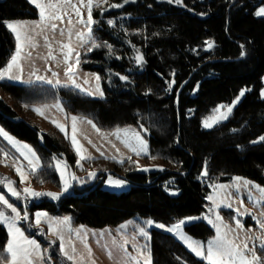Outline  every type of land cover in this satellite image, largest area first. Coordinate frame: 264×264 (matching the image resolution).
Here are the masks:
<instances>
[{
    "label": "trees",
    "instance_id": "1",
    "mask_svg": "<svg viewBox=\"0 0 264 264\" xmlns=\"http://www.w3.org/2000/svg\"><path fill=\"white\" fill-rule=\"evenodd\" d=\"M112 4L122 6L113 8ZM263 4L264 0H181L179 4L107 0L94 9L92 30L96 43L106 42L111 52L101 46L82 55V68L101 78L103 98L71 86L1 80L0 93L12 103L0 94V126L38 153L42 168L32 175L36 185L59 184L55 162L65 158L74 167L77 160L57 127L54 133L44 132L26 119L35 105L58 101L66 113L91 120L99 130L137 128L148 142L145 158L171 166L143 173L131 159L123 163L94 159L100 166L101 162L109 166L93 184L75 186L56 200L44 198L33 208L70 216L74 225L96 228L117 226L134 217L169 225L206 210L209 181L242 176L264 185V141H260L264 136V17L255 16ZM38 17L37 7L29 0H0V70L16 49L6 23ZM209 41L212 48H208ZM133 46L142 52L141 65L135 62ZM242 89H246L245 96L230 118L204 129V117L219 104L231 102ZM4 153L16 157L0 135V157ZM107 169L129 181L126 192L101 187ZM205 170L207 175H203ZM185 229L203 240L214 235L204 221ZM7 240L8 233L0 224V255H7L2 252ZM150 250L152 264H205L160 228L151 229ZM53 258L58 259L56 253Z\"/></svg>",
    "mask_w": 264,
    "mask_h": 264
},
{
    "label": "rangeland",
    "instance_id": "2",
    "mask_svg": "<svg viewBox=\"0 0 264 264\" xmlns=\"http://www.w3.org/2000/svg\"><path fill=\"white\" fill-rule=\"evenodd\" d=\"M128 1H135V0H128ZM160 1H163V0H160ZM37 2L48 3L49 0H37ZM51 2H54V3L61 2L62 3V0H51ZM96 2L97 0H94V6L92 8V16H93L94 9L97 8L95 6ZM72 3L76 4L77 6H80V0H72ZM103 3H105L104 0H99L100 6ZM33 5L35 6V4ZM261 6H264V4ZM259 7L256 9V11L259 9ZM39 11L40 10L38 9V12ZM63 11L68 12V15L63 17V21H59V20L45 21V24H48V23L57 24L58 29L55 33H53L51 30H46L43 32V34H38L41 32V29L35 28L32 22L39 21L40 17L32 21H24V22L23 21L22 22L21 21H9L6 23V24L8 23L17 24L18 26H17L16 31L21 34V37L22 38L25 36L31 37V43H35L37 47L32 48L31 44L28 41H24L22 39L21 43L23 44V51L21 52V58L19 60V63L23 68V72L18 73L15 66L12 69V74H19L21 76V79L20 80H8L5 78L3 80H8V81L15 82V83H32V82L46 83L44 82V80H38L37 77L39 76V77H44L46 80H52L53 84L51 85H55L56 80L59 79L60 81L59 85L71 86L72 82L68 79L67 76H65L66 65L63 63V56L61 55V51L59 47L60 42L68 43V32L70 30L72 32L71 45L74 51L72 53V58L69 59L68 63L73 65V72H74L73 79L75 80L76 84H79L80 87L85 90L83 91L84 93L87 94L88 92H92L93 94L90 96L94 98H103L104 91L102 87L101 78L98 81L96 80V77L99 75L95 72L88 71L82 68V62H83L82 55L84 53L90 52L88 48L91 44V41H88L87 43H84L81 46V42L77 39L75 35L77 31H82V32L87 33V28H86L87 9L85 7L80 6V12H81L80 17H77L75 14V11L71 8H68L67 6L64 7ZM255 16L257 15L255 14ZM257 17H264V16H257ZM69 19L72 20L71 26H69L67 23ZM80 19H82L85 23H79L78 20ZM91 27L93 28V24ZM60 29L64 30L63 36H61L59 33ZM9 30L10 32H12L14 36V39L16 42V48H17L16 32H14L11 29ZM45 36L48 37V43L51 45L52 55L56 57L55 60L49 58L48 56L49 49L45 45ZM92 36H93V39L95 40V37L93 35V30H92ZM64 51L67 52V49H65ZM133 51H134L135 62L137 63L136 57L142 56V52L136 46H133ZM29 52L32 53L30 57L28 56ZM76 53H79V63L78 64L75 61ZM15 54H16V49L13 55ZM10 62L11 60L9 61V63ZM6 67L7 66L2 68L1 70H4ZM53 72L57 73L58 75L53 76ZM262 82H263V88L261 89V96L262 98H264V95H262V92H264V75L262 77ZM97 86H99V88L103 92V96H100L99 93L96 92ZM242 90L244 91V96H245L246 89H242ZM0 94L4 97L5 101L12 103L5 93L1 92ZM238 96H236L231 102L222 103L219 105H225V106L232 105L233 101L236 100ZM243 97H240L239 102L236 103L234 107H232V111L231 113L227 115V119H222L218 123H214L212 127L205 128L203 126V121L207 119L209 116H212L215 114L214 110L219 105L216 106L209 114H207L204 117V119L201 122L202 127L204 129H211L214 126L227 121L230 118V116L233 114L234 109L241 102ZM56 104H59L61 108H63V111H60L58 108H56L55 107ZM36 108L41 109V111L43 112V115H39L37 114V112L32 110V114L29 115V118L27 117L26 119L32 124L39 126L42 131L49 132V133H54L53 129H55L56 123H59L60 125H62L65 128V131H63V136L66 138V140H69L70 145L77 157V160H76V163L74 164V167H75L74 169V167L70 166L64 161L65 158L58 159V161L62 162L60 165V171L57 170L56 162H55V167L59 175V184L50 185L51 184L50 183V184L36 185L32 181L33 172L29 168L28 160H26L25 157L21 155V152L28 154L27 149L21 148L20 151H18L16 147L10 144L1 135L2 138L15 151L16 157H11L8 154L7 156L3 155L2 157H0V178L6 177L8 180H11L13 182L12 187L17 192L20 193V198L17 199L16 196H13L11 192H9L8 187L6 186L5 183H0V195H3L5 199L9 201V203L16 206L18 211L21 212V215H24L25 212L28 214L29 220L19 221L17 224V227H20L21 230L24 231V234L26 237H28L29 239L36 240L37 243L41 245V251L44 255V260L42 261L34 257L35 264H73V261L67 260L66 257H64L63 253L60 252L59 246H60L61 241L59 239V236L61 235L63 236L65 249L70 254H72L71 250L73 246L76 249V252L74 254L76 257L75 264H92L93 260L95 261V264H136V260L139 261V264H145V256L147 255L149 251L151 240L149 241L145 237L141 236L139 234V228L143 227L145 231H147L151 236V229L156 228V227L154 225L148 226L145 223L149 219L143 220L142 218L134 217V218H131L127 221L120 223L117 226H106L103 228L90 227L87 225H74L72 223L70 216H66V215L58 216V215L50 214L46 210L34 209L33 205L40 203L42 199L44 198H48L49 200H53V199L48 196H40V197L29 196L27 193L24 192V189L30 188L36 192H53V193L60 194L59 198H61L64 194L73 192V188L75 186L82 187L87 184H93L97 180L99 173L102 171V169L109 166L108 164L106 165L105 162H101V166L99 165V163H94L93 160L98 159V158H104V159L107 158V159H112L118 162L121 159L123 161L129 160L128 158L130 157L131 160H133V162L135 163L136 169L143 173H148V172L157 171L161 169L164 170L165 167L167 166L171 167L169 166L170 164L169 163L166 164L156 159L154 160L146 159L145 157L147 155H144V154L137 156L134 152L130 151L129 148H127L121 142V140H118L115 135H112V133H114L115 130L104 131V130L98 129L99 131H97L96 127L93 128L92 126L93 123L91 124L88 123L89 121L88 119L66 113L61 101H58L52 104L35 105L33 109H36ZM221 111L224 112L225 109H221ZM20 115L23 118H25L26 116L25 114H22V113H20ZM73 116L77 118L75 133H73V129H72V117ZM53 121H55V123H53ZM0 128H3V127L0 126ZM125 128L131 129L135 132H139L141 137L147 142L143 133L140 132L137 128L133 126H129ZM57 129L59 128L57 127ZM4 131H6L14 140H16L19 145L26 144L30 148H32V150L36 153V156L39 158L38 153L36 152V150L30 143L24 140H21L20 138L13 135L6 129H4ZM130 137H131V132H129L128 134V138ZM73 138H75L76 140L77 147H80V154L91 157L90 159L82 160L80 158V155H77V148L73 146V142H72ZM121 138L122 139L125 138L123 133H121ZM130 142L132 144L136 143L134 140H130ZM147 145H148V142H147ZM101 153H103V155H101ZM148 154H149V146H148ZM28 155L31 158L30 154ZM113 157H115V159H113ZM78 162H79V165H81L82 167L78 166ZM14 163L16 166L21 167L22 171L24 172L26 176V179L23 183L21 182L20 176L16 173L15 167L13 166ZM64 164L67 165L66 168L64 167ZM137 164H139L141 168H148L149 171L145 172V171L139 170V168L137 167ZM40 168H42V163L39 158L38 163H37V168L34 173H36ZM112 171L113 170L111 169H107L103 171V175L101 177L103 179L101 187L111 192H116V193L126 192L130 187L129 181L125 180L122 174L116 173L114 171L112 172ZM61 172H63V179L61 177ZM90 172L96 173L95 178L89 177L88 174ZM73 175H75L77 179L75 180L71 179ZM109 177H111L112 179H119V180L125 181V185L122 188L114 187L113 185L108 183ZM236 177L241 178V183L238 184L235 181L234 178ZM243 180L249 181L250 184L247 187L243 186L242 184ZM65 182L70 184V187L68 188L67 192L63 191ZM209 184H210L209 185L210 191L208 192L207 197L211 195L215 198V200L218 203H220L221 201H226L227 203H231L232 207L228 208L224 206V203H220L219 208H215L214 211L210 212L209 209H213L214 205L212 204L211 201L207 199L208 205L206 207V210L202 214L194 215V216H187L183 220H186L189 217H202V216L207 215L210 219L215 221V215L217 212L223 217L224 223L229 225L232 228H235L236 220H239L241 224H243L244 228L243 230L236 229V232L234 234H230V238L233 235H238L239 239L236 241V243L239 244L241 243V241L246 240V236H251L252 239L247 240L246 242L248 243L249 247H255L258 250V248H260L261 243H264V239H256V237H264V230L261 229V223H264V215H261V213H264V198H262L261 193L258 192L256 188L252 187V185H258L260 187H264V185L259 182L253 181L251 179L242 177V176H234L230 178L228 181H218L215 183L209 181ZM219 185H226L227 187L221 189L218 187ZM237 188H239V191H237ZM169 192L171 194L175 193L173 195L179 194V191H176V190H170ZM237 209L239 210V212H237ZM0 211H4L5 215H8V216L13 215L11 213V210L6 208L3 204H0ZM231 211L233 212L232 216H231ZM37 212H45L48 214L47 218L43 219L39 226L35 224V213ZM65 217L70 218V223L68 225H55L54 224L52 229L51 230L49 229V226L47 223L48 218L52 220H62ZM247 220H249L248 223H247ZM139 221H143L145 225L140 224ZM198 221H204L210 227H212V229L214 230V235L206 240H203L201 238L192 236L185 229L186 225L193 223V222H198ZM257 221H260L261 223H258ZM154 223H160V222L154 221ZM174 224L175 223H172L169 225L164 224V225L167 227H171ZM2 225L5 227L8 233L7 227L4 224ZM121 225H127V227L121 228L120 227ZM182 228L186 235L192 237L194 240L204 243L205 245H206V242L209 239L214 238L216 234V229L211 224H209L207 220H204V219L188 221L185 225L182 226ZM249 229L251 231H249ZM77 230H80L79 235L77 234ZM223 231L224 229L222 228V232ZM175 237L184 246H186L177 236ZM10 238L11 237L9 236V233H8V239ZM125 239L128 240V243L124 245V247L127 248L128 254L130 256L136 257V260L125 261L124 252L119 247L120 244H123ZM114 240L116 241V244H113ZM85 244H87L88 247L91 249V257H89L88 255V251L85 248ZM145 245H147L148 247H145ZM186 248L188 249L187 246ZM137 249H140L141 252L144 253V255H141L139 252H137ZM188 250L191 251L190 249ZM109 252L112 253L111 258H109V255H108ZM53 253H56V256L58 257V259L53 258ZM49 257H51V260L48 259ZM151 260H152V255H151ZM204 262L205 264H207L206 261Z\"/></svg>",
    "mask_w": 264,
    "mask_h": 264
},
{
    "label": "snow or ice",
    "instance_id": "3",
    "mask_svg": "<svg viewBox=\"0 0 264 264\" xmlns=\"http://www.w3.org/2000/svg\"><path fill=\"white\" fill-rule=\"evenodd\" d=\"M30 3L35 4V6L40 10L39 11V21H34L33 26L35 28H40L41 32L38 34H43L44 31L46 30H51L53 33H55L58 29L57 24L55 23H48L45 24V21H63V17L68 15L67 11H63L64 7L67 6L68 8H71L75 11V14L77 17L81 16L80 12V6L85 7L87 9V22H86V28H87V33L82 32V31H77L75 33L77 39L81 42V46L84 43H87L88 41H91V44L88 48L89 51H91L93 48H98V47H107L109 49V52H111V45H108L106 42L104 45L97 44L96 41L93 39L92 36V24L95 23L93 20L92 16V8L94 6V0H80V6H77L76 4L72 3V0H62L61 2H51L49 0L48 3H40L37 2V0H29ZM106 3L107 0H104ZM127 2V0H125ZM169 3H181V0H168ZM96 7H99V0H97ZM122 5L118 4H112L111 7L116 8V7H121ZM62 12V14H61ZM257 16H264V6L259 7V9L255 13ZM79 23H85L82 19L78 20ZM68 25H72V20L69 19L67 21ZM108 23L111 25L113 21L109 20ZM17 24L13 23H8L7 27L14 32H16V40H17V48H16V54L12 56L11 62L7 65V67L4 70H0V80L3 79H8V80H20L21 76L19 74H12V69L15 66L18 73L23 72V68L19 63V60L21 58V52L23 51V44L21 43L22 39L24 41H28L31 44L32 48L37 47L35 43H31V37L25 36L21 37V34L16 31L17 29ZM59 33L61 36L64 35V30L60 29ZM71 38H72V32L69 30L68 32V43H63L60 42L59 47L61 51V55L63 56V63L66 65L65 69V76L68 77V79L72 82L71 86L75 88H79L80 91H85L83 88L80 87L79 84L75 83V80L73 79L74 72H73V65L68 63L69 59L72 58V53L74 49L72 48L71 45ZM208 45V48H212L213 44L212 42H206ZM45 45L48 47L49 52L48 56L49 58L55 60L56 57L52 55V50H51V45L48 43V37L45 36ZM243 47V46H241ZM67 49V52L64 50ZM32 55L31 52L28 53V56L30 57ZM243 55V53H242ZM75 61L78 64L79 63V53H76L75 55ZM136 61L138 64L143 63V57L142 56H137ZM58 74L53 72V76H57ZM38 80H44V82L48 84H53L52 80H46L44 77H37ZM100 79L99 76L96 77V80L98 81ZM121 80H126L127 78L125 76H120ZM87 82V81H85ZM172 83H169V89L172 87ZM60 81L59 79L56 80L55 85H59ZM54 85V86H55ZM67 86V85H65ZM96 92L99 93L100 96H103V92L97 86ZM92 92H88L87 95H92ZM262 95H264V92H262ZM244 96V91L242 90L239 93V96L236 98V100L233 101L232 105L225 106V105H219L215 110H214V115L209 116L207 119L203 121V126L205 128H210L213 126L214 123H218L222 119H227V115L231 113L232 107L235 106L236 103L239 102L240 97ZM56 108H58L60 111H63V108L59 104L55 105ZM221 109H225L224 112L221 111ZM33 111L37 112L39 115H43V112L41 109L36 108L33 109ZM76 121L77 118L75 116L72 117V129L73 133L76 131ZM55 123V121H53ZM89 124L92 123L91 120L88 121ZM93 128H95V125H92ZM56 127H58L62 132L65 131V128L60 125L59 123H56ZM97 131H99L97 129ZM131 132V137L128 138V134ZM121 133L124 134V139L121 138ZM0 135H2L10 144H12L14 147L17 148L18 151H20L21 148L27 149V153L30 154L31 158L29 157L28 154L21 152V155L25 157L26 160H28V165L30 170L34 173L37 168V163H38V157L36 156V153L30 148L28 145H19L16 140H14L6 131H4L3 128H0ZM112 135H115L118 140H121V142L129 148L130 151L134 152L137 156H140L141 154L148 155V145L147 142L141 137L139 132H135L131 129L124 128L121 129L117 127L114 133ZM130 140H134L136 143L132 144ZM260 141H264V136L260 137ZM73 146L77 148V155H80V158L83 159H90L91 157L84 156L80 154V147H77V143L75 138H73ZM258 141H253V143H257ZM118 151V150H117ZM5 156H7V153H4ZM103 155V153H101ZM154 159V157H152ZM55 159V158H54ZM115 159V157H113ZM129 160L131 159L130 157L128 158ZM119 163H123L124 161L121 159L118 161ZM62 162L57 161L56 162V167L57 170L60 171V165ZM15 167L16 173L20 176L21 182L23 183L26 179V176L24 172L22 171L20 166H16L15 163L13 165ZM78 166L82 167L79 165ZM64 167L66 168L67 165L64 164ZM137 167L141 171H149L148 168H141L139 164H137ZM163 170V169H161ZM90 178H95L96 173L95 172H90L89 174ZM203 175H207V171L205 170L203 172ZM61 177L63 179V172H61ZM71 179L75 180L77 179L75 175L71 177ZM235 181L239 184L241 183V178L236 177L234 178ZM0 183H5L6 186L8 187L9 192L13 196H16L17 199L20 198V193L17 192L13 187L12 184L13 182L11 180H8L6 177L0 178ZM108 183L113 185L114 187L117 188H122L125 185V181L119 180V179H112L109 177ZM243 186L247 187L250 182L247 180L242 181ZM70 187V184L65 182L63 191L67 192L68 188ZM219 188L223 189L227 187L226 185H219ZM252 187L256 188L258 192L261 193L262 198H264V187H260L258 185H252ZM237 191H239V188H237ZM24 192L27 193L29 196L32 197H40V196H48L51 197L53 200L59 199V195L57 193L53 192H36L30 188H25ZM175 194V193H173ZM207 199L212 202L214 205L213 209H209V211H214L215 208L220 207V203H224L225 207L231 208L232 205L231 203H227L226 201H221L218 203L213 196H208ZM0 204H3L6 208L11 210V213L13 214L12 216L5 215L4 211H0V224H4L7 229L9 236L11 237L10 239L7 240L4 248L2 249V252H6L7 255H0V264H35L34 257L36 259L44 260V255L41 251V245L37 243L36 240L34 239H29L28 237L25 236L24 231L21 230L20 227H17V224L19 221H28L29 216L25 212L24 215H21V212L18 211L17 207L14 206L13 204L9 203L7 199L3 195H0ZM237 212L239 210L237 209ZM250 214V213H249ZM261 215H264V213H261ZM48 214L45 212H37L35 213V224L37 226L40 225L43 219L47 218ZM199 219H204L207 220L209 224H211L215 229H216V234L215 237L212 239H209L206 242V245L204 243H201L200 241L194 240L192 237L186 235L183 231L182 226L185 225L188 221L192 220H199ZM258 223H261L260 221H257ZM47 223L49 226V229L51 230L53 225H68L70 223V218L65 217L62 220H52L50 218L47 219ZM148 226H155L156 228H161L164 229L167 232L173 233L175 236H177L187 247L190 249L197 257H199L202 261H206L207 264H264V243H261L260 245V252L257 254V249L255 247H249L248 243L246 242L247 240H251V236H246L245 241H241V243H236V241L239 239L238 235H233L230 238V234H234L236 232V229H241L243 230L244 226L241 224L239 220H236V226L235 228L230 227L229 225L224 223L223 217L217 212L215 215V221L210 219L207 215L202 216V217H189L186 220H180L179 222L175 223L171 227H167L164 224L161 223H154L152 220H147L145 222ZM121 228H126L127 225H121ZM222 228L224 231L222 232ZM261 229L264 230V223H261ZM79 231L77 230V234L79 235ZM249 231H251L249 229ZM55 234V233H54ZM139 234L143 237H145L147 240H151L150 234L145 231L143 227L139 228ZM59 239L61 241L60 243V252L63 253L64 257H66L67 260L73 261V264L76 262V257H75V252L76 249L73 246L72 247V254H70L64 246V240L63 236H59ZM134 239V238H133ZM256 239H264V237H256ZM128 243V240L125 239L123 244H120L119 247L123 250L124 255H125V261L127 260H136V257H132L128 254V250L124 245ZM113 244H116V241H113ZM145 247H148L145 245ZM85 248L88 251L89 257H91V249L88 247L87 244H85ZM137 252H139L141 255H144L143 252H141L140 249H137ZM109 258H111L112 253H108ZM51 260V257L48 258ZM179 259V257H177ZM92 264H95V261H92ZM136 264H139V261L136 260ZM145 264H152L151 260V251L149 248V251L147 255L145 256Z\"/></svg>",
    "mask_w": 264,
    "mask_h": 264
},
{
    "label": "crops",
    "instance_id": "4",
    "mask_svg": "<svg viewBox=\"0 0 264 264\" xmlns=\"http://www.w3.org/2000/svg\"><path fill=\"white\" fill-rule=\"evenodd\" d=\"M22 22V21H21ZM24 22V21H23ZM11 60V59H10ZM7 66V65H6ZM1 81V80H0ZM11 82V81H10ZM13 83H15V82H13ZM32 83H38V82H32ZM39 83H41V82H39ZM19 84H29V83H19Z\"/></svg>",
    "mask_w": 264,
    "mask_h": 264
},
{
    "label": "water",
    "instance_id": "5",
    "mask_svg": "<svg viewBox=\"0 0 264 264\" xmlns=\"http://www.w3.org/2000/svg\"><path fill=\"white\" fill-rule=\"evenodd\" d=\"M113 172V171H112Z\"/></svg>",
    "mask_w": 264,
    "mask_h": 264
}]
</instances>
